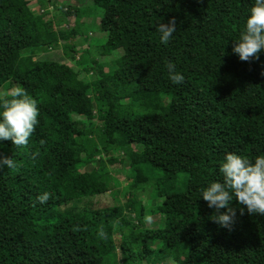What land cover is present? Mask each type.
Returning <instances> with one entry per match:
<instances>
[{
    "label": "trees",
    "instance_id": "1",
    "mask_svg": "<svg viewBox=\"0 0 264 264\" xmlns=\"http://www.w3.org/2000/svg\"><path fill=\"white\" fill-rule=\"evenodd\" d=\"M92 2L104 53L124 52L113 71L87 48L76 60L83 12L69 2L52 17L44 0L40 15L0 0V90L18 86L0 102V264H117V232L122 264H264V0ZM61 45L82 71L25 56ZM117 150L133 187L163 200L148 212L163 227L136 201V222L78 206L116 193L102 156Z\"/></svg>",
    "mask_w": 264,
    "mask_h": 264
},
{
    "label": "rangeland",
    "instance_id": "2",
    "mask_svg": "<svg viewBox=\"0 0 264 264\" xmlns=\"http://www.w3.org/2000/svg\"><path fill=\"white\" fill-rule=\"evenodd\" d=\"M49 4V15L53 17L56 15V11H52L53 8H50L51 5L60 4L69 2L73 7L80 9L82 13V17L79 21L80 29L83 33L81 38L78 40V48H76V60L80 59L81 54L83 53V49H89L90 53L89 56L92 60L99 64L102 67L104 72L113 71L115 70L118 65V60L123 56V50H118L113 52L110 55L104 53V45L107 39V34L102 32L101 30V18L103 16L102 10H94L92 0H44ZM29 7L34 10V13L42 14V9L40 8V0H28ZM60 4V5H62ZM58 6V5H57ZM76 23L75 18H71L69 23L66 22V26L56 27L55 29L58 30L59 28H72ZM64 48L62 45L50 50L48 52H27L25 56H31L34 61H53L58 62L60 64H65L71 68H75L76 70L81 67L77 65L76 60H70L66 58L64 54ZM82 71V69H81ZM96 73V72H94ZM94 73L83 74L80 73V77L87 78L90 81H94L96 77ZM18 88L17 85L12 84L8 89L4 88L0 90V102L5 100L6 97L11 96L16 89ZM125 106L133 107V110H141L139 103L129 100L124 102ZM147 112V111H144ZM95 115V111H93ZM74 121L76 126L79 129H83L84 127L91 124V121H87L85 116H74ZM94 124L97 127L99 125V121L94 119ZM92 121V122H93ZM97 134H95V137ZM103 159H113L117 161L116 163H109L107 165V169L111 172L114 177V185L117 189L115 194L107 193L105 195H101L99 197L93 199H83L80 201L78 206L86 209H99V208H109L115 206H123L125 209V214L129 216L132 221L136 222L137 218L134 215V212L131 208L132 201H136L143 205L144 214L145 216L142 218L144 226L147 229H158L163 227L165 217L162 215H150L148 212L150 209H155L163 204L162 199H157L154 194L153 186L148 184L141 187H133V182L127 179V171L129 168V163L126 157L124 156L121 150H117L114 153L111 152L110 154H106L102 156ZM99 158L89 161L88 167L85 169L86 171H91L96 166V161ZM84 170V171H85ZM116 195V196H115ZM117 228V226H116ZM114 240L116 243L117 251L114 255V261L117 264H122L123 262V254L120 250V246L122 243V235L120 233H115ZM152 249L156 250L159 249L162 245L161 242L148 244ZM146 264V263H144ZM163 264H175L172 260H167Z\"/></svg>",
    "mask_w": 264,
    "mask_h": 264
}]
</instances>
